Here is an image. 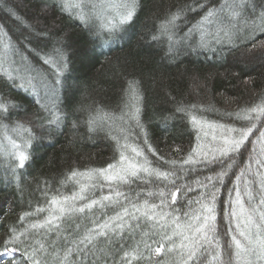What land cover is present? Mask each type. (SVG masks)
Masks as SVG:
<instances>
[{"label":"trees","instance_id":"obj_1","mask_svg":"<svg viewBox=\"0 0 264 264\" xmlns=\"http://www.w3.org/2000/svg\"><path fill=\"white\" fill-rule=\"evenodd\" d=\"M99 1L107 2L94 0L95 3ZM58 2L7 0L6 4L0 5V24L6 26L9 36L17 43L29 71L23 72L19 62L13 67L21 69V74L27 78L34 77V88L26 82L20 87L19 80L13 85L6 77L0 78V98L13 105L7 114L8 119L2 123L9 126L17 122L25 124L36 136L29 149V160L23 169H16L15 176L11 171L14 165L10 167L4 158H0V242L11 227L21 228L19 218L24 213L32 215L24 218L23 226L42 221L48 213L37 212V208H47L52 196L71 195L77 191L74 182L66 181L73 170L106 168L118 159L115 144L105 132L88 131L85 124L88 113L81 111V107H101L108 113L120 115L126 81L136 80L140 84L144 98L141 121L148 132L149 142L159 155L177 162L185 159L196 147L198 132L185 114L175 112L177 102L202 104L209 110L196 112L198 117L231 124L235 117L230 118L225 113L258 103L264 96V49L259 46L264 35L260 31L249 30L244 39L233 45H216L215 52H194L181 46L175 55L170 53L167 39L160 37L158 26L171 13L185 9L176 34L179 40L204 14L198 3L219 8L224 0H137L132 22L114 33L102 32L99 36L89 35L75 17L60 10ZM249 3L255 11L245 13V18L251 21L264 12V0H249ZM9 8L15 16L10 15ZM189 8L193 10L189 11ZM154 35L159 37L155 41L152 39ZM61 43L62 51L68 57V68L57 78L52 64L46 61L56 59L55 49ZM16 59L19 61V56ZM8 68V63L0 67V77ZM53 82L55 92L52 91ZM44 106L64 117L59 127L48 124L49 112ZM8 135L20 142L15 134L9 132ZM256 135L254 132L249 138L251 144L245 146V157L253 146L259 152L261 146L255 141ZM3 137L4 133L0 132V140ZM153 164L159 165V162L153 158ZM212 174L211 169L195 172L178 169L176 184H190L195 188V179ZM157 186L158 182L153 180L150 185L137 182L122 186L120 190L135 201L136 194H140L143 200L148 198L144 193L148 190L155 192ZM232 187L231 178H227L218 194L217 224L221 236L230 227L228 193ZM170 188L171 185L165 188V192ZM253 188L258 197L259 190L255 185ZM106 194L107 186L87 193L89 198ZM196 197V191L178 196L176 205L172 206L179 210L176 214L188 211L186 201ZM148 199L150 203L159 202L156 196ZM117 211L118 207L104 210L97 207L91 212L76 214L72 217V231L75 233V225L79 224V232H83L93 226L92 221L102 222ZM61 227L62 230L68 228V222ZM142 239L147 237L137 229L126 232L120 243L125 250L138 243L143 249ZM14 257L22 259L19 252ZM12 259L0 260V264H7ZM133 264L150 262L142 259L133 261Z\"/></svg>","mask_w":264,"mask_h":264},{"label":"snow or ice","instance_id":"obj_2","mask_svg":"<svg viewBox=\"0 0 264 264\" xmlns=\"http://www.w3.org/2000/svg\"><path fill=\"white\" fill-rule=\"evenodd\" d=\"M6 3L7 0H0V5ZM198 6L204 9V14L179 40L176 34L184 8L160 22L158 32L160 37L167 39L173 55L178 54L181 46L194 52H215L216 45H233L244 39L249 30L264 35V12L251 21L245 18V13L255 11L249 0H224L219 8L203 3ZM58 7L69 17H75L89 35L99 36L102 32L114 33L132 22L137 0H107L105 4H97L94 0H59ZM8 11L15 16L11 8ZM0 33V67L9 64L0 78L6 77L13 85L19 80L20 87L26 82L34 88V77L27 78L21 74V69L13 67L19 62L23 72L29 71L23 53L3 24H0ZM158 38L152 37L154 41ZM259 46L264 49V41ZM62 48L61 43L55 49L56 59L46 61L52 64L57 78L68 68V57ZM126 84L120 115L108 113L101 107H81V111L88 113L85 121L88 131L105 132L115 144L118 159L106 168L73 170L66 181L74 182L78 190L71 195L52 196L47 208H37V212L48 213L42 221L23 226L24 218L32 215L24 213L19 218L21 228L11 227L0 242V260L13 257L7 264H133V261L144 259L153 264L155 258L154 264H264V96L258 103L225 113L230 118L235 117L231 124L198 117L196 112L209 110L202 104L177 102L175 112L185 114L198 130L196 147L177 162L166 160L149 142L141 121L144 98L140 84L136 80L126 81ZM52 91L55 92V82ZM10 107H13L10 102L0 98V132L4 133L0 140V158H4L10 167L14 165L11 171L15 176L16 169H23L29 160V149L36 136L25 124L17 122L9 126L2 123L8 119ZM44 107L49 112L48 124L59 127L64 117ZM9 132L18 136L20 142L8 135ZM254 132L260 150L257 152L253 146L245 157V146L251 144L249 138ZM153 158L165 167L154 165ZM178 169L193 172L211 169L213 174L195 179V188L190 184L177 186ZM227 178L233 183L228 193L230 227L221 236L217 224V200ZM153 180L158 182L157 190H148L144 195L158 197V203H150L148 198L141 200L140 194H136L133 201L120 190L122 186L137 182L150 185ZM169 185L171 188L166 193L165 188ZM254 185L259 190L258 197L254 195ZM105 186L108 194L99 198L87 195L89 191ZM193 191L197 192V197L186 201L188 211L177 215L179 210L172 207L176 205L177 197ZM97 207L101 210L118 207L119 211L102 222L92 221L93 226L83 232H79L81 225L76 224L77 231L73 233L72 217ZM65 221L69 227L62 230ZM137 229L147 237L141 241L143 249L138 243L125 250L120 241L126 232ZM41 231L43 235H40ZM17 252L22 259H15Z\"/></svg>","mask_w":264,"mask_h":264},{"label":"rangeland","instance_id":"obj_3","mask_svg":"<svg viewBox=\"0 0 264 264\" xmlns=\"http://www.w3.org/2000/svg\"><path fill=\"white\" fill-rule=\"evenodd\" d=\"M97 4H104L103 3V1L101 2V1H99ZM109 12H111V10L109 9ZM10 258H13V257H6V258H4V260H7V259H10Z\"/></svg>","mask_w":264,"mask_h":264}]
</instances>
